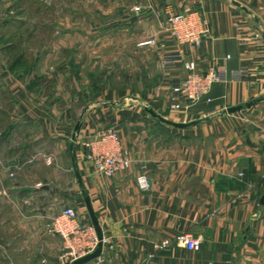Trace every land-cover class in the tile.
I'll list each match as a JSON object with an SVG mask.
<instances>
[{
  "label": "crops",
  "instance_id": "obj_1",
  "mask_svg": "<svg viewBox=\"0 0 264 264\" xmlns=\"http://www.w3.org/2000/svg\"><path fill=\"white\" fill-rule=\"evenodd\" d=\"M88 1L52 48L7 70L0 63L10 97L0 123V264H61L63 239L49 225L65 208L92 224L72 162L80 121L78 166L104 233L102 255L86 264H264V101L225 113L264 94V0ZM168 10L198 12L208 35L175 41ZM150 39L156 46L140 45ZM169 53L228 74L211 101L171 110L169 120L191 123L183 128L146 111L170 108L185 78L182 62L163 67ZM110 130L131 167L106 177L87 154ZM141 174L150 189H140ZM183 234L201 249L189 250Z\"/></svg>",
  "mask_w": 264,
  "mask_h": 264
},
{
  "label": "built area",
  "instance_id": "obj_2",
  "mask_svg": "<svg viewBox=\"0 0 264 264\" xmlns=\"http://www.w3.org/2000/svg\"><path fill=\"white\" fill-rule=\"evenodd\" d=\"M137 11L140 7H136ZM168 18L165 22L167 35L175 41L186 44H200L202 38L208 35V29L198 12L174 13L167 11ZM262 40V38H261ZM156 39L140 42L141 46H156ZM178 62L183 63L186 71L183 81L173 87V96L170 109L173 111H185L194 103L207 99L211 101L210 93L213 85L228 79V74L221 68H212L207 72L197 69L193 61L184 60L181 53H169L163 56V67L167 68ZM247 71L236 74L241 79ZM88 158L92 162L95 171L106 177H113L131 167V161L119 148V137L115 131H108L99 135L98 139L89 144ZM142 190L151 188V182L147 175L141 174L137 179ZM51 233L59 235L63 239L60 262L72 264L90 253L98 246L99 239L95 227L83 222L79 213L74 208H65L58 212L49 225ZM189 250L201 249V240L189 234L178 237ZM169 243V242H166Z\"/></svg>",
  "mask_w": 264,
  "mask_h": 264
},
{
  "label": "rangeland",
  "instance_id": "obj_3",
  "mask_svg": "<svg viewBox=\"0 0 264 264\" xmlns=\"http://www.w3.org/2000/svg\"><path fill=\"white\" fill-rule=\"evenodd\" d=\"M92 5L88 0H0L1 70L9 68V61L24 57L31 62L33 53H41L48 46L52 48L62 37L60 29L71 31L78 25L73 12L78 7L84 10L85 6ZM5 84L1 76L0 108L4 110L0 112V123L8 122L6 111L10 97Z\"/></svg>",
  "mask_w": 264,
  "mask_h": 264
},
{
  "label": "water",
  "instance_id": "obj_4",
  "mask_svg": "<svg viewBox=\"0 0 264 264\" xmlns=\"http://www.w3.org/2000/svg\"><path fill=\"white\" fill-rule=\"evenodd\" d=\"M263 101H264V94L257 97V98H254L248 102H244V103L232 106V107L228 108L225 111V113H229V114L236 113V112L242 111L244 109L250 108L252 106H255V105H257ZM146 111L149 114H151L154 118H157L160 121L167 123V124H171L175 127L183 128V127H187L191 124V123H179V122H174V121L169 120V116L171 114L170 108H167L162 113H157L153 108H149V107H146ZM81 127H82V122L80 121L75 126V129H74V132L72 135V142H71L72 162H73L74 171H75L78 183L80 185L86 206L88 208V211H89L91 219H92V224L96 229L98 239H99V243H98L97 248L92 253H90V254H88V255H86V256L78 259V260H75L72 264H86V263L90 262L91 260H94V259L100 257L102 255L103 248H104V233H103L102 227L99 223L98 217L95 213V210L93 208L90 195H89V193L85 187V184H84V181L82 179V176H81V173L79 170V166H78L76 142L78 139V135L81 131Z\"/></svg>",
  "mask_w": 264,
  "mask_h": 264
}]
</instances>
